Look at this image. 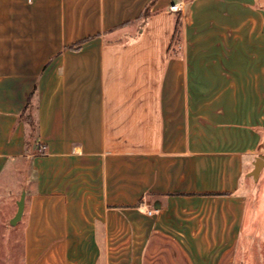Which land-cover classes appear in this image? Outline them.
I'll return each mask as SVG.
<instances>
[{"label": "crops", "instance_id": "0c3cea01", "mask_svg": "<svg viewBox=\"0 0 264 264\" xmlns=\"http://www.w3.org/2000/svg\"><path fill=\"white\" fill-rule=\"evenodd\" d=\"M258 157L264 0H0L21 264H236L264 227Z\"/></svg>", "mask_w": 264, "mask_h": 264}, {"label": "rangeland", "instance_id": "374dc122", "mask_svg": "<svg viewBox=\"0 0 264 264\" xmlns=\"http://www.w3.org/2000/svg\"><path fill=\"white\" fill-rule=\"evenodd\" d=\"M22 178H25L24 175ZM21 178V179H22ZM20 189L17 190V200L20 198ZM17 205L6 197L0 200V211L4 223L0 228V264H21L23 255L22 223L19 220L15 225H10L9 219L16 213ZM10 212V214H8ZM7 216V217H6ZM261 235L244 234L236 264H264V227L260 228Z\"/></svg>", "mask_w": 264, "mask_h": 264}, {"label": "water", "instance_id": "95a60500", "mask_svg": "<svg viewBox=\"0 0 264 264\" xmlns=\"http://www.w3.org/2000/svg\"><path fill=\"white\" fill-rule=\"evenodd\" d=\"M264 161L262 158L258 157L254 164V169L251 172V175L254 177V179H257L259 176V173L263 167ZM18 209L15 214V216L10 220L11 225H15L19 220H21L24 207H25V192L22 193L20 200L17 203Z\"/></svg>", "mask_w": 264, "mask_h": 264}, {"label": "trees", "instance_id": "16d2710c", "mask_svg": "<svg viewBox=\"0 0 264 264\" xmlns=\"http://www.w3.org/2000/svg\"><path fill=\"white\" fill-rule=\"evenodd\" d=\"M79 45V44H78ZM27 110V116L26 119L29 122L30 125V134L31 136L34 135L35 131H36V122L34 120V114H33V105H31L30 103V99L28 101L27 106L25 107V110ZM45 146H42L39 148V153H45L46 148H44Z\"/></svg>", "mask_w": 264, "mask_h": 264}, {"label": "built area", "instance_id": "2783aa9c", "mask_svg": "<svg viewBox=\"0 0 264 264\" xmlns=\"http://www.w3.org/2000/svg\"><path fill=\"white\" fill-rule=\"evenodd\" d=\"M178 8H179V5L178 4H174V5L171 6V9L172 10H177Z\"/></svg>", "mask_w": 264, "mask_h": 264}]
</instances>
